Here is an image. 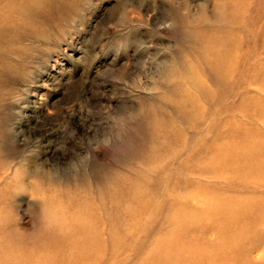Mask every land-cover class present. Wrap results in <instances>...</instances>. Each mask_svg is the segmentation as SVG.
<instances>
[{"label": "rangeland", "instance_id": "374dc122", "mask_svg": "<svg viewBox=\"0 0 264 264\" xmlns=\"http://www.w3.org/2000/svg\"><path fill=\"white\" fill-rule=\"evenodd\" d=\"M245 11L244 83L211 107L198 86L223 96L205 56L235 16L226 0H0V245L10 258L70 248L101 264L169 251L180 264H263L264 197L243 201L245 226L233 224L239 200L216 172L229 178L233 157L264 164V0ZM192 220L201 233H188Z\"/></svg>", "mask_w": 264, "mask_h": 264}, {"label": "bare ground", "instance_id": "6f19581e", "mask_svg": "<svg viewBox=\"0 0 264 264\" xmlns=\"http://www.w3.org/2000/svg\"><path fill=\"white\" fill-rule=\"evenodd\" d=\"M226 3L227 4L230 3L233 5V8L235 10V16H234L235 19L233 17L232 21L231 20L228 21V23L230 25H229V29H226V31L224 32V34H225V35H223L224 38L219 39L218 41L215 40L216 42L211 41V46L210 47L208 46L209 47L208 56H205V62L207 63V66L213 75L212 78H214L213 80L215 82L219 83L220 89H221V94L223 96L214 95L211 92L210 87H208V85H206L204 83H200L198 86L199 87L198 90H199L201 96L209 103L208 105L211 107L212 106L216 107L218 105H222L230 99L231 95L234 92L233 86L238 85V84L242 85V83H244V81H242V80H244L245 69L248 65L247 64L248 57H247L245 51L243 50V46L245 45V43H244L245 41L243 39L242 33L245 34V33L249 32V28H247L243 24V22L241 21V16H239V15L245 16V13H246L245 8H246L247 0H226ZM238 17H239V19H238ZM242 18H243V16H242ZM242 54L245 57H243ZM255 76H256V74H255ZM260 83H262L264 85V75H263ZM240 91H241V89L238 91V93ZM224 110H225V112H228L227 109H224ZM256 145H258V144H256ZM259 151H261V150H259ZM259 151H257V152H259ZM220 153H222V152H220ZM236 158L237 157H233V158L229 159L233 164L236 163L234 166H233V164L231 165V168H230L231 172H230L229 178L225 177L222 173H220L217 170H216V172L219 173L218 176L222 177V180H224V182L222 181L224 184H223V187H221V189H223V191L231 192V194L229 195L230 197H233V198L239 200V202L241 201V203H239L237 201L238 202L237 208L240 212L236 217L232 218L231 216L229 217V215H227V214L226 215L229 217L231 222H233V224L239 223L240 225L245 226L244 221L247 218L248 210L243 208V205L246 203H255V201H254L255 199L264 197V164L260 163L261 162L260 160L259 161L258 160H248V159L247 160L246 159H240L239 160ZM221 160L223 161V159H221ZM227 161H228V159H227ZM232 168H234V169L231 170ZM216 193H217V191H216ZM207 196L208 197L210 196L209 193ZM218 196H220V195H218ZM184 198H186V197H184ZM187 198H188V196H187ZM196 198L197 197L195 196V200H196ZM217 198H219V197H217ZM200 199H201V197H200ZM202 199H204V198H202ZM225 199H227V198H225ZM182 201H184V200H182ZM243 201L244 202L246 201V202L244 204H242ZM196 202L198 203V201H196ZM227 202H228V200H227ZM260 202H261V200H260ZM213 204H214V202H213ZM215 204H217L215 206L218 207V201ZM220 204H221V202L219 203V206H220ZM229 205H230V202H229ZM235 205H237L236 202H235ZM215 206H214V208H215ZM239 206L240 207L242 206L241 209ZM232 209L234 210L233 207H232ZM255 209H257V208H255ZM225 211H227V210H225ZM236 211H235V213H236ZM200 212H201V210H200ZM208 212H209V214L211 213L210 211H208ZM213 213H215V212H213ZM232 213H234V212H232ZM221 214H222V212H221ZM209 216H211V215H209ZM203 218H205V217L203 216ZM217 219H218V217H217ZM191 222H192V223H190L191 225L189 224V226H188L189 227L188 233H193V232H194V234H196V232L201 233V229H202L200 227L201 223H197L195 220H192ZM210 222H212V221H210ZM227 222H228V218H227ZM89 225H91V224H89ZM223 225H225V223H223ZM229 225H230V223L227 224L228 227H229ZM207 226H209V225H207ZM232 227H233V225H232ZM217 231L219 233V229ZM222 233H224V232H222ZM234 234L236 235V236L234 235V238H236L238 240H241L242 238L244 239V237L248 236V232L246 229H244L243 232L237 231ZM217 235H220V234H217ZM221 235H223V234H221ZM84 243H86V242H84ZM235 244H238V242ZM67 246H69V245H67ZM67 246H65V247H67ZM227 247L229 248V246H227ZM4 249L5 248H3L0 245V256L4 257L3 259L0 260V264H8V263L9 264H32V263L33 264H86L85 262H87V260L91 261V264H101V261H102L101 259L100 260L96 259V257L94 258L93 256H91V254H82V255L74 254L73 252L75 249L72 252V251H70V248H68L69 250H66L65 252H61L62 250H59L60 252L59 251L53 252V253H50V255H48V256H46L47 254H43V255H40L39 257H35V258L30 257L29 254H19L20 252L17 253V255H14L16 257L10 258L11 256H9L10 253L8 252V250H10V248L9 247H8V249L6 248L7 250H4ZM224 249H225V247H224ZM5 251H6V253L2 254ZM13 251H14V249H13ZM219 252H220V250H219ZM229 253H231V252L229 251ZM165 254L166 255L164 256L161 253L162 258H161V256L153 258V260L150 264H168V263L169 264L170 263L180 264V261L184 260V259H182L183 254H174L170 251L165 253ZM7 256H8V258H7ZM17 257H19V258H17ZM257 257H260V263L264 264V254L263 255L260 254V256L258 255ZM90 258H92L93 260H89ZM222 258H225V256L224 257L222 256ZM222 261L223 260H221V262ZM215 263L216 262H214V261L213 262L208 261V264H215Z\"/></svg>", "mask_w": 264, "mask_h": 264}]
</instances>
